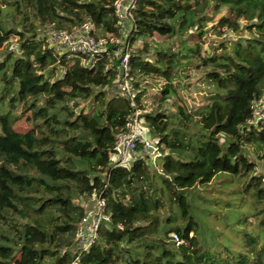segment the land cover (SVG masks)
Here are the masks:
<instances>
[{
	"label": "trees",
	"instance_id": "1",
	"mask_svg": "<svg viewBox=\"0 0 264 264\" xmlns=\"http://www.w3.org/2000/svg\"><path fill=\"white\" fill-rule=\"evenodd\" d=\"M115 1L0 0V264H264V174L244 152L264 161V126L249 124L252 103L264 98V0H138L133 42L158 35L179 46L145 41L132 58L135 107L114 90L108 59L84 68L42 38L48 25L86 23L97 37L118 35ZM209 31L217 40L201 57L196 41ZM229 32L237 39H222ZM195 63L202 77L193 84ZM148 78L156 83L143 84ZM202 85L196 103L188 91ZM138 111L159 141L158 166L149 157L129 166L112 160ZM24 119L33 128L17 132ZM220 173L244 180L238 193L249 208L235 221L236 247L211 228L206 210L198 214L193 191ZM95 193L110 221L80 254L81 200Z\"/></svg>",
	"mask_w": 264,
	"mask_h": 264
},
{
	"label": "built area",
	"instance_id": "2",
	"mask_svg": "<svg viewBox=\"0 0 264 264\" xmlns=\"http://www.w3.org/2000/svg\"><path fill=\"white\" fill-rule=\"evenodd\" d=\"M138 0H116L114 11L117 18L118 35L97 37L96 27L86 23L73 31L59 29L48 25L43 30L44 48L53 52L58 58L78 59L84 68L93 69L103 59H108L106 72L115 73L114 90L134 103V76L131 60L137 54L134 49L133 33L136 28L134 10ZM226 36V35H225ZM65 73V70L63 71ZM145 122V121H144ZM249 124L264 126V98L252 103V117ZM158 140L146 139V130L139 112L127 122L126 129L117 136V144L112 160L115 164L129 166L137 159L156 155L158 157ZM87 213L79 225L76 236V249L80 254L89 251L99 238L102 223L109 222L107 202L101 195L94 194L86 202ZM174 240L181 243L179 236ZM76 264V263H74Z\"/></svg>",
	"mask_w": 264,
	"mask_h": 264
},
{
	"label": "rangeland",
	"instance_id": "3",
	"mask_svg": "<svg viewBox=\"0 0 264 264\" xmlns=\"http://www.w3.org/2000/svg\"><path fill=\"white\" fill-rule=\"evenodd\" d=\"M226 11L225 9L223 11H221L219 13V15H225ZM214 23H211L208 27L211 28L213 26ZM244 35H248V32H244ZM238 36V33H232L229 32L227 33L226 36H224L222 39H226L228 42L233 39L236 40ZM43 38V37H42ZM205 39H206V43H205ZM205 39H203L202 41H196L197 43L199 42L202 45V51H201V57H206L208 56V51L210 50V42L217 40V37L214 36V34L212 33V31H209L208 34L205 36ZM19 37H12L10 39V45L9 48L13 51H17L18 50V45H19ZM150 42L151 44L154 45H170L171 43H175V47L179 46V42L176 38L172 39L171 41L167 40V38H163L161 36L155 35L153 38L151 39H145V40H139L134 42V49L136 50V52L138 53L139 51H141L143 49L144 46V42ZM153 51L150 52V55H153ZM197 63L194 64V66L192 67L191 71H190V75L192 76V82L193 84L196 81H200L201 77H202V72L201 70H199V68H196ZM156 83V81L152 78H148L146 81L143 82V84H153ZM163 85L162 81L159 83V85L156 88H153L151 90V98L145 102V106L148 109V112L154 110L155 107L158 106V104L156 103V105L154 106V102L152 99H156L157 98V94L158 91L160 90V87ZM202 87L201 90L199 89H195L194 86H191L189 88L188 94L190 95V98L193 100H195L196 103L199 102V97H200V93L203 92L202 91ZM108 90V89H106ZM115 94V92L113 93ZM180 96L184 95L183 91L179 92ZM139 112V111H138ZM141 113V111L139 112V114ZM143 120V119H142ZM143 124L146 130V139L149 140H153L150 135H149V130L146 128L145 122L143 120ZM15 130L17 132L20 133H26L29 130H31L32 124L27 120L24 119L23 121L17 123L15 125ZM244 152L249 155L250 159L256 163V172L257 173H263L264 174V161H260L258 160L252 153V151L248 148L245 147L244 148ZM151 162L155 165L158 166L157 163V159L158 157L156 155H151L150 158ZM244 180L239 181L237 179L236 176L228 174V173H220L218 174L214 180L212 182H210L207 186H199L197 189L195 188L194 191V195L196 197V201L197 204L200 206V210L198 211V214L202 216V210H206V214L203 215L204 218L206 220L209 221V224L214 226L211 227L213 228H217L222 230V236H225L223 238L224 241L230 243L231 245L236 243L238 238L240 237V235L236 232V227H239L238 225H235V221L237 219V216L239 215L240 211H247L249 208V204L246 203L247 200H245V206L244 207H240V203L243 205L244 203L241 202V194H239L238 192H241L242 190V185H243ZM89 202V201H87ZM81 203L83 206H86V202L81 200ZM229 203H232L234 205L238 204L239 206L236 207L234 206V208L238 210V212L233 208V211L231 213V209H230V205ZM246 204H248L247 208H246ZM253 226L255 224L254 220H251ZM209 228L208 231L211 229ZM203 234V233H202ZM201 234V235H202ZM209 235L212 236V234L209 232ZM237 245L234 244V247H236Z\"/></svg>",
	"mask_w": 264,
	"mask_h": 264
}]
</instances>
